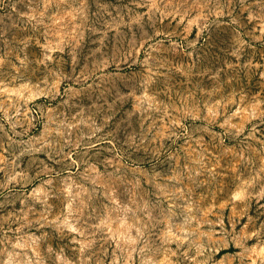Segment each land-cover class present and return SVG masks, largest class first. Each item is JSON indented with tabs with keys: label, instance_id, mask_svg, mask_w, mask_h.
I'll return each instance as SVG.
<instances>
[{
	"label": "rangeland",
	"instance_id": "1",
	"mask_svg": "<svg viewBox=\"0 0 264 264\" xmlns=\"http://www.w3.org/2000/svg\"><path fill=\"white\" fill-rule=\"evenodd\" d=\"M0 264H264V0H0Z\"/></svg>",
	"mask_w": 264,
	"mask_h": 264
}]
</instances>
